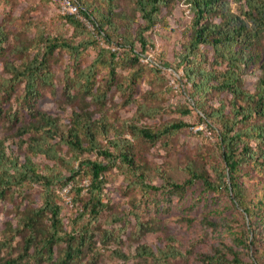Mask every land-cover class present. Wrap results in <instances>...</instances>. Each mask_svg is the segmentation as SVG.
<instances>
[{
  "label": "trees",
  "instance_id": "1",
  "mask_svg": "<svg viewBox=\"0 0 264 264\" xmlns=\"http://www.w3.org/2000/svg\"><path fill=\"white\" fill-rule=\"evenodd\" d=\"M73 1L79 8L80 16L86 18L93 28H89L80 16H62L75 30L87 36L75 43L63 36L43 35L39 45L34 46L35 52L27 56L26 48L30 46L22 42L16 49L26 58L20 62L9 58L6 43L10 33L5 25L0 24V62L4 63L6 72L0 82V116L8 114L3 102L10 101L18 86L23 84L22 98L33 117L31 122L19 126L16 131L21 140L19 144H26L28 154L24 161L20 160L17 149L7 146L6 139L0 138V200L5 201L10 191L14 196L22 197V214L17 225L8 221L14 230L10 240L13 241L16 233H26L23 251L19 256L3 259L0 264H27V258H33L37 264L47 260L54 264H72L81 259L86 249L95 251V234L87 223L79 227L72 225L70 230L65 229L61 216L62 205L57 200L56 192L58 183L63 180L60 176L57 178L55 172L50 176L40 171L32 156L42 154L49 159H58L60 155L57 146L60 144L66 145L77 156L96 152L97 158H85L77 168L71 166L72 173L63 182L65 184L74 180L81 172L90 177V184L85 188L88 199L84 201L79 216L89 215V220L96 222L108 207L104 201L106 172L112 167L133 165L134 152L131 150L133 144L126 138L112 140L114 150L110 146L99 145L97 138L100 134L107 136L109 124L103 115L94 116V112L88 109L86 98L90 96L99 101L105 99L107 90L97 86V74L102 67L109 69L107 83L112 85L117 79V67L131 65L133 68L127 82L129 88H133L147 67L156 73H163L158 65L150 66L142 62V54L150 43L147 33L157 25L168 26V17L180 2L187 5L190 20L180 42L177 70L182 73L179 74L181 81H186L184 85H190V97L194 107L202 113L201 118L208 121V125L217 132L224 164L223 171H217L221 184L208 177H204V183L210 189L225 188L233 202L242 208L251 225L263 223L264 227V183L259 196L250 203L246 200V190L238 177L243 165L251 164L258 171L264 172V58L261 49L264 0ZM137 42L142 50H137ZM115 44L118 49L114 47ZM90 46L97 48V57L89 65L81 67L78 58ZM56 50L68 51L75 60L72 64L73 74L69 70L65 73L62 95L71 102L79 96L83 100L81 110H73L70 115L66 129L62 127L60 117L34 106V100L40 96V86H54L55 74L49 65V58ZM137 64L138 68L134 69ZM161 64L165 65L162 61ZM255 68H261L262 72L252 90L246 84V75ZM130 97L132 100L133 97ZM216 103L218 105L215 106ZM140 107L146 109L147 106L141 104ZM148 111L147 114L152 115L154 109L149 107ZM184 112L189 113L190 109L186 108ZM10 116L17 119V111ZM185 126L187 123L184 121L173 122L156 130L135 126L133 134L134 137L139 135L156 142ZM139 177L145 187L159 189L145 181L144 173ZM193 183L194 179L190 178L183 183L170 182L169 185L172 190L179 191ZM36 184L43 187L41 203L22 209L24 201L29 198L28 189ZM83 189L79 187L78 193ZM45 216L50 220V229L39 240L40 244L36 245L37 234L40 233ZM145 227L140 223L139 228L148 231L149 227ZM109 235L108 232L104 234L105 237ZM5 243L0 240L2 247H5ZM63 243V251L55 258L54 246ZM142 251L154 255L147 246ZM117 253L127 257L120 250ZM200 260L202 264H241L239 254L232 247L229 250L216 248L213 253H201Z\"/></svg>",
  "mask_w": 264,
  "mask_h": 264
},
{
  "label": "rangeland",
  "instance_id": "2",
  "mask_svg": "<svg viewBox=\"0 0 264 264\" xmlns=\"http://www.w3.org/2000/svg\"><path fill=\"white\" fill-rule=\"evenodd\" d=\"M62 15L60 0H3L0 4V24L5 25L10 33L6 43L9 58L18 62L26 58L16 49L22 42L30 46L26 48L25 56L31 55L43 35L63 36L75 43L87 36L75 30ZM189 20L187 5L180 2L173 14L169 15L168 26L157 25L147 33L150 43L142 56L149 55L155 61L164 62V66L172 68L171 71L159 74L147 67L133 88H129L127 83L133 68L131 65L117 67V79L112 85L107 83L108 68L102 67L97 74V86L107 90V95L102 101L90 96L86 99L88 109L94 112V116L103 115L109 124L107 136L100 134L98 143L114 150L112 140L129 139L133 144L131 150L134 152V162L133 165L112 167L106 172L104 201L108 207L96 222H91L89 215L79 216L84 201L88 199L85 188L90 184V177L81 172L74 180L63 184L72 173L71 166L77 168L81 160L97 158L96 152L77 156L66 145L60 144L57 146L58 159H49L42 154L32 156L40 171L50 176L55 172L57 178L60 176L63 180L58 183L56 192L57 200L62 205L61 216L65 229L87 223L95 234V251L86 249L81 259L72 264H202L201 253H213L216 248L229 250L231 247L239 254L241 264H262L264 260L263 223L251 225L242 208L233 202L225 188L210 189L204 183V177H208L221 184L217 171H223L224 164L219 136L208 125V121L201 118L202 113L194 107L190 97V85H184L186 81H181V72L177 70L180 42ZM89 28H93V25ZM114 47L118 49V45ZM136 47L142 50L139 42ZM261 49L264 58V36ZM97 54L96 47H88L78 58L79 66L89 65ZM74 61L68 51L56 50L49 58V65L55 74L54 86L41 85L40 96L34 100L35 108L60 117L65 129L73 110L80 111L83 107L80 96L71 102L62 95L65 73L69 70L73 74ZM142 62L150 65L149 62ZM138 66L135 65L134 69ZM261 72V68H255L246 75V84L252 90ZM5 76L4 63L1 61L0 82ZM23 90L24 85L20 84L11 100L3 102L8 114L0 116V138L6 139L7 146L17 149L21 161L25 160L28 152L26 144H19L21 140L16 131L19 126L33 120L22 98ZM141 104L146 105V109H141ZM149 107L154 109L152 115L147 114ZM186 108L190 109L189 113L184 112ZM15 111L18 118H10ZM179 121L186 122L187 126L156 142L139 135L134 137L133 134L135 126L156 130ZM241 168L238 177L246 190V200L251 203L261 193L264 172L251 164ZM141 173H144L147 183L159 189L145 187L139 177ZM190 178L194 179V183L184 190L174 191L169 185L170 182L183 183ZM79 187H84L80 194L77 191ZM28 192L29 198L24 201L22 209L35 207L42 201V186L36 184ZM21 198L10 191L5 201L0 200V240L6 242L3 245L5 247L0 245V261L17 257L23 251L26 233H16L11 241L14 230L8 223L12 221L14 226L17 225L22 214ZM140 223L144 227L148 226V231L140 229ZM49 229L50 220L45 216L36 245L40 244L39 240ZM106 232L110 234L109 237L104 236ZM63 246L64 243L54 246L55 258L63 251ZM145 246L154 255L144 254L142 250ZM117 250L127 257L120 256ZM27 260V264H37L33 258ZM43 264L54 262L47 260Z\"/></svg>",
  "mask_w": 264,
  "mask_h": 264
},
{
  "label": "built area",
  "instance_id": "3",
  "mask_svg": "<svg viewBox=\"0 0 264 264\" xmlns=\"http://www.w3.org/2000/svg\"><path fill=\"white\" fill-rule=\"evenodd\" d=\"M60 7H61V13L62 14H71V15L80 16L79 8L73 0H60ZM80 17L86 24L91 26V23L86 18H84L82 16H80ZM142 60L145 62H149L150 65H158L162 69L163 72L172 70L171 67H166V66L162 65L160 61H155L154 59L150 58L149 55L148 56L143 55ZM208 133L211 134L212 131L209 130Z\"/></svg>",
  "mask_w": 264,
  "mask_h": 264
}]
</instances>
